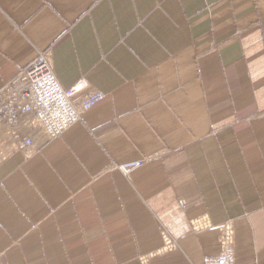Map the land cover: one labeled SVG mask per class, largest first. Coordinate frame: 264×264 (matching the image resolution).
<instances>
[{"label":"crops","instance_id":"1","mask_svg":"<svg viewBox=\"0 0 264 264\" xmlns=\"http://www.w3.org/2000/svg\"><path fill=\"white\" fill-rule=\"evenodd\" d=\"M40 53L105 97L0 165V264H264V0H0V90Z\"/></svg>","mask_w":264,"mask_h":264},{"label":"built area","instance_id":"2","mask_svg":"<svg viewBox=\"0 0 264 264\" xmlns=\"http://www.w3.org/2000/svg\"><path fill=\"white\" fill-rule=\"evenodd\" d=\"M104 97L83 79L63 88L47 54H38L0 90V165L13 152L32 148L31 130H37L46 141L59 138ZM142 166L141 161H131L120 164L117 170L128 178ZM200 264H234L228 235L220 253L203 258Z\"/></svg>","mask_w":264,"mask_h":264},{"label":"rangeland","instance_id":"3","mask_svg":"<svg viewBox=\"0 0 264 264\" xmlns=\"http://www.w3.org/2000/svg\"><path fill=\"white\" fill-rule=\"evenodd\" d=\"M119 165H120V164H119ZM119 165H117V164H114V165L112 166V168H114V169H116V170H117V167H118Z\"/></svg>","mask_w":264,"mask_h":264}]
</instances>
